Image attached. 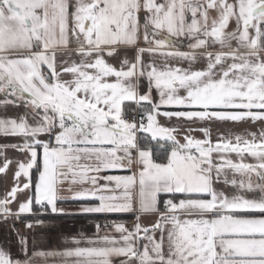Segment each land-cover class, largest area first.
I'll return each instance as SVG.
<instances>
[{
	"label": "snow or ice",
	"instance_id": "1",
	"mask_svg": "<svg viewBox=\"0 0 264 264\" xmlns=\"http://www.w3.org/2000/svg\"><path fill=\"white\" fill-rule=\"evenodd\" d=\"M184 39L188 51L177 48ZM69 52L77 59L58 65ZM122 53L119 66L109 62ZM145 54H159L164 66L145 63ZM198 55L202 69L166 62ZM0 97V136L22 139L0 144V155L9 147L27 154L0 197V222L28 217L34 232L56 227L49 215L135 216L131 229L97 220L92 236L68 237L75 247L63 250L37 249L33 235L31 254L30 237L13 224L24 258L0 248V264H264V129L213 142L202 127L203 139L186 134L181 143L158 121H264V0H0ZM8 107L23 112L10 117ZM165 144L170 151L160 153ZM111 170L130 174L100 175ZM66 200L79 208L58 206ZM144 214L158 219L143 226Z\"/></svg>",
	"mask_w": 264,
	"mask_h": 264
},
{
	"label": "crops",
	"instance_id": "2",
	"mask_svg": "<svg viewBox=\"0 0 264 264\" xmlns=\"http://www.w3.org/2000/svg\"><path fill=\"white\" fill-rule=\"evenodd\" d=\"M210 15V21L212 17H215L217 15L215 10H209ZM233 25L230 24V29ZM188 43L189 41L184 39L181 44L177 45V48L181 51H188ZM234 43V42H233ZM215 49L218 50L219 46H215ZM213 50V49H208ZM205 49L198 50V53L204 52ZM128 58L131 59L132 53L129 52ZM123 58V53L119 56H116L114 58H109V62L119 66L120 61ZM77 59V56L69 52L68 54L61 53L58 55V65L62 61H71ZM145 63L149 62H155L157 67H163L165 64V60L162 56L159 54L157 55H151V54H145L144 56ZM171 66H178L182 68H191L192 70L202 69L206 66V59L202 56L198 55V58L195 62L187 61V60H181V59H168L166 61ZM59 70V67H58ZM62 79H68V77L62 76ZM147 89V82L145 80H141L140 82V91L143 93ZM181 94H183V91H181ZM153 100L155 102H158L159 97L158 93L154 89L152 92ZM3 97H0L2 99ZM133 107H135L133 105ZM177 110H186L176 107H169V106H162L160 108V112L163 113L164 111H177ZM23 112V108H12L8 107L6 110V114L10 117L16 116L19 113ZM5 114L4 112L0 111V115ZM158 121L162 126L171 127L177 129L176 135L177 139L181 141V143L184 142L183 137L186 134H191L192 136L203 139V133L199 131L202 127H209L211 129L212 133V141L215 142L218 138H220L221 135H223L227 139H232L233 142H235V136L240 135L244 138L251 139L252 133H255L257 135V138L259 137V133L262 129H264V121H243V122H230V121H186L184 119L177 120L176 118H167L163 115L158 116ZM189 128L196 129L195 131H191L189 133ZM41 139H47L46 136H41ZM22 139L20 137H2L0 136V144H12V143H21ZM153 143V150L154 152L157 151L155 142ZM166 151H170V146L168 144H165V148L159 149L160 153H164ZM233 160H238L239 157H237L235 154H231L230 156ZM5 160H10V166L6 173L0 174V197H2L7 191L11 189V187L14 184V172L16 171L17 164L16 162L18 160H27V154H21L15 149L12 148H6L3 152V155H0V165L3 164ZM245 162L247 163H255V160L249 156L246 155ZM135 167V166H134ZM36 168H33L31 170V177L33 174V171ZM130 174L128 171H122V170H111L102 172L100 175H127ZM25 177L20 178V183L26 182ZM38 179V172L36 176V180ZM255 179V178H254ZM35 180V182H36ZM103 183V181H100ZM35 183H33L34 186ZM66 187V185H65ZM219 188L225 190L228 193H231L233 189L230 187L220 184L218 185ZM29 192H25L24 194L19 196L20 200H23L26 198L27 195H29ZM64 195H69L67 192L64 193ZM246 195H250L247 194ZM161 196H166L162 194ZM169 198L166 196V199ZM182 198L180 194H177L176 199ZM58 206L63 207L67 209L68 211H76L79 208V202L72 201V200H66L64 202H60ZM162 206V205H161ZM18 207V204L16 202H13L11 204V208L13 211H15ZM115 214H109L107 216L99 215V214H89V215H75V216H84L81 218L75 217L72 218V216H69L71 218L68 219H59L54 220L56 223V227L53 229H35L34 232H27V234H24L21 230L20 233L22 235H28L30 237L29 240V253L31 254L32 251V243H31V237L35 235L36 237V247L37 249H44V250H51L53 248L63 250L66 247H75L74 244L68 242L65 243V239L71 236H78L79 233H85L87 236H92L96 229H95V222L99 220L102 222L104 219L108 220H118L125 223L127 227L131 229L132 225L135 223V216L134 214L128 213V214H121V215H129V217L125 218H110V216ZM99 216V217H97ZM158 219V216L156 214H144L140 218V223L143 226H150L156 222ZM49 220V219H48ZM51 220V219H50ZM6 222H0V248H3L5 251H8L11 256L14 258L23 259L22 256V249L20 245L17 243V236L16 234L11 230V227H6ZM117 236L118 233H115ZM157 238H159V233H156ZM146 242V241H145ZM86 246V245H85ZM55 258L49 257L47 260L36 257L35 258V264H52V261ZM115 264H118V260L115 262Z\"/></svg>",
	"mask_w": 264,
	"mask_h": 264
},
{
	"label": "trees",
	"instance_id": "3",
	"mask_svg": "<svg viewBox=\"0 0 264 264\" xmlns=\"http://www.w3.org/2000/svg\"><path fill=\"white\" fill-rule=\"evenodd\" d=\"M37 170L35 169L33 171V174H32V181L33 183H35V180H36V176H37ZM164 199H166V196H161V200L163 201ZM34 211L38 212L39 211V206H36L34 205ZM75 217H78V218H81V217H84V216H72V218H75ZM99 217V216H97ZM125 218V217H129V215H121V214H115V215H112L110 216V218ZM28 217H25V218H22V219H25L27 220ZM44 219H51V220H59V219H68V218H71L69 216H53V215H49L47 217H43Z\"/></svg>",
	"mask_w": 264,
	"mask_h": 264
},
{
	"label": "built area",
	"instance_id": "4",
	"mask_svg": "<svg viewBox=\"0 0 264 264\" xmlns=\"http://www.w3.org/2000/svg\"><path fill=\"white\" fill-rule=\"evenodd\" d=\"M128 118L131 119L132 118V114L131 112H129L128 114ZM105 220H108V219H104L102 220L101 224H103V222ZM6 227H12V225L14 224L16 228H19L24 234H27L28 230L25 228V223H26V220L25 219H21L19 221H15L14 218H9L8 222H6Z\"/></svg>",
	"mask_w": 264,
	"mask_h": 264
}]
</instances>
